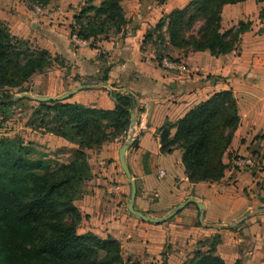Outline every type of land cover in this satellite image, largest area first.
Wrapping results in <instances>:
<instances>
[{
    "label": "crops",
    "instance_id": "crops-1",
    "mask_svg": "<svg viewBox=\"0 0 264 264\" xmlns=\"http://www.w3.org/2000/svg\"><path fill=\"white\" fill-rule=\"evenodd\" d=\"M85 1L52 0L39 5L40 12L34 11L35 15L25 0H0V18L13 35L64 60V72H55L57 84L53 90L40 95L58 96L86 84L89 87L67 102L107 110L115 107L114 93L135 97V139L125 151L136 184L135 210L159 218L188 198L192 200L160 223H149L131 214L127 209L130 183L118 161V150L127 138V134L122 135L87 152L91 177L74 201L82 216L78 232L117 240L122 257L130 264H187L197 249H209V239L215 235L219 236L215 253L224 264H264V157L260 165L237 168L227 152L223 156L227 167L219 180L193 183L184 171L181 150L162 153L159 135L165 121L174 122L213 93L231 88L240 125L229 151L246 154L249 144H237V137L248 139L259 133L263 135L259 145L264 156V69H258L256 61L248 68L243 51L213 56L208 50L185 52L173 48L165 29L162 46L156 43L155 35L144 40L164 15L184 8L190 0H123L127 23L120 32L97 38L92 45L91 40L78 44L72 39L69 25ZM248 2L223 6L222 21L236 6L242 14ZM31 17L32 32L24 23ZM244 40L240 41L242 49ZM158 53L162 59H177L187 70H164L156 59ZM24 127L30 132L27 141L51 140L55 148L65 151L73 147L61 138L26 124ZM174 131L172 128L171 134ZM198 203L204 206L203 223Z\"/></svg>",
    "mask_w": 264,
    "mask_h": 264
},
{
    "label": "trees",
    "instance_id": "trees-1",
    "mask_svg": "<svg viewBox=\"0 0 264 264\" xmlns=\"http://www.w3.org/2000/svg\"><path fill=\"white\" fill-rule=\"evenodd\" d=\"M25 1L46 5L52 0ZM122 1L101 0L94 5L93 0H87L73 16L70 34L91 40V45L97 38H108L112 27L117 34L127 23ZM243 1L190 0L184 8L164 15L144 40L155 35L156 43L162 46L165 29L173 48L185 52L208 50L213 56L229 53L237 48L249 25L239 21L237 26L223 30L221 12L223 6ZM197 23L196 33L187 34V29ZM34 48L28 40L13 35L0 18V108L32 100L14 96L27 92L25 84L31 76L52 61L65 63L57 55L52 60L45 49ZM162 57L156 55L158 61ZM112 96L115 107L111 110L67 102L70 97L34 100L37 106L32 107L26 125L70 143L71 157L66 162L43 152L34 155V143L22 137L0 138V264H130L122 257L117 240L78 232L82 216L74 205L84 182L91 177L87 151L126 135L130 113L136 110L132 94ZM239 125L233 91L222 89L193 105L176 121H165L159 129L160 151L181 150V162L190 182L217 181L227 167L223 156ZM209 243L208 250L197 249L187 264H224L215 253L219 236Z\"/></svg>",
    "mask_w": 264,
    "mask_h": 264
},
{
    "label": "rangeland",
    "instance_id": "rangeland-1",
    "mask_svg": "<svg viewBox=\"0 0 264 264\" xmlns=\"http://www.w3.org/2000/svg\"><path fill=\"white\" fill-rule=\"evenodd\" d=\"M96 1L100 2L101 0H96ZM248 1H249L248 4H244L245 6L242 8V14L239 8H237V6L234 11L233 10L228 11L229 16L228 18H225L224 22L222 21V29L226 30L233 26H237L239 21L246 22L249 25L248 30L245 31L241 35L242 39L243 37L245 39L244 40L245 47L244 49H242L241 42H240L237 48L234 50V53L241 54L242 51L244 52L245 54L244 63L248 68L250 66L253 67L254 61H256L258 65V69H264V2H258L256 0H248ZM27 6H28V9L33 11L34 13V11L37 12L35 8L39 6V4L29 3ZM32 20H33L32 17L24 19L25 25L28 27V29L31 32H32L33 27H32V24L30 25V23L32 22ZM198 25L199 23L187 29V34L196 33ZM108 33H109L108 36L115 34L116 33L115 28L112 27ZM28 42L30 43L32 48L33 47L37 48V46H35L33 42L31 41H28ZM55 57L56 55H52L51 56L52 60H54ZM64 67H65V63L61 64L60 60L58 59L57 61H52V64L45 67L43 70L34 73L29 79V81L27 82V84H25V88H27L28 90L27 93H30L32 95H40L39 93L41 92L43 93V92L52 91L53 86L55 87V85L57 84V80H55L57 75L55 74V72H58V73L64 72V70L62 69ZM49 74L51 75L48 76ZM53 75L54 77H52ZM18 94L20 93H16L15 95H18ZM45 96H48V95H45ZM31 99L32 100L30 101L27 100L24 102L14 103L13 105L14 107L12 108L10 107L0 108V138L1 137H7V138L22 137L24 140L27 141V139L30 137V132H28V130L25 129L24 125L26 124L27 118L29 114L31 113L30 109L32 107L30 105L33 104L34 105L33 107L37 106V102L34 101L33 98ZM262 138H263V135L259 133H256L250 136L248 139L237 137V144L238 143L240 145L241 144L245 145L246 143L249 144L247 149H249L250 147L251 150L249 149V152L243 155H249L255 159L256 164H254L253 166L260 165V163L258 164V162L263 160V157H264L263 154L261 153L262 148L259 145ZM32 142L34 143V150H35L34 155H39L37 152H43L48 155L47 157L54 158L58 162H66L71 157L70 155L71 152L69 153V151L60 150L58 148H55L54 147L55 144H53L51 140L48 142L46 139H42V140L35 139ZM229 149L230 147L228 148L227 152L230 157L234 158L239 155V154H236L235 150L231 154ZM253 166H249L248 169L252 168ZM213 237H211L209 241Z\"/></svg>",
    "mask_w": 264,
    "mask_h": 264
},
{
    "label": "water",
    "instance_id": "water-1",
    "mask_svg": "<svg viewBox=\"0 0 264 264\" xmlns=\"http://www.w3.org/2000/svg\"><path fill=\"white\" fill-rule=\"evenodd\" d=\"M87 87H89V85L81 84V85H78L77 87H75L74 89L68 90L65 93L58 95V96L32 95V94L27 93V92H21L20 94L15 95L14 97L15 98L31 97L36 101H43V102L63 100V99H67V98L73 96L79 90L87 88ZM134 128H135V112L132 111L130 113V121H129V128L127 131V138L118 150V161H119L120 167L123 170L126 178L128 179V181L130 183V188H131L127 209L131 214L142 219L143 221H146L149 223H160L162 221L168 220L170 217H172L174 214H176L188 201H191L192 198H188L184 202L178 204L177 206H175V208L172 211L168 212L165 216L159 217V218L150 217V216L145 215V214L134 209L133 203H134L135 194H136V184H135V181L133 180V178L131 176L128 165L125 161V151L133 144V141L135 139L134 138ZM198 207L201 210L199 219H200V222L203 223L202 210H203L204 206L202 203H198Z\"/></svg>",
    "mask_w": 264,
    "mask_h": 264
},
{
    "label": "built area",
    "instance_id": "built-area-1",
    "mask_svg": "<svg viewBox=\"0 0 264 264\" xmlns=\"http://www.w3.org/2000/svg\"><path fill=\"white\" fill-rule=\"evenodd\" d=\"M37 13L40 12L39 6L36 8ZM73 41H75L78 44H86L87 40L79 39L75 35L72 36ZM160 66L167 71H183L185 72L186 66L181 63L180 61L170 59V58H163L160 60ZM256 164L255 159L252 156L249 155H238L237 157H234L233 159V165L236 166L237 168H248L249 166H253ZM163 174V172H161Z\"/></svg>",
    "mask_w": 264,
    "mask_h": 264
}]
</instances>
